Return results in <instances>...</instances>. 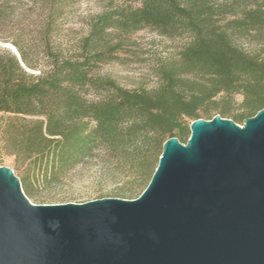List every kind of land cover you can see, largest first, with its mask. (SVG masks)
Segmentation results:
<instances>
[{"label":"trees","instance_id":"1","mask_svg":"<svg viewBox=\"0 0 264 264\" xmlns=\"http://www.w3.org/2000/svg\"><path fill=\"white\" fill-rule=\"evenodd\" d=\"M63 1L49 0L48 19ZM132 1L139 4L94 17L75 58L42 66L18 43L17 52L0 44V143L29 184L51 186L97 158L112 174L125 170L137 197L167 138L185 143L194 119L219 114L242 124L264 107V2ZM146 27L186 38L156 64L155 87L127 89L93 74L115 58L123 36ZM89 90L95 99L85 97Z\"/></svg>","mask_w":264,"mask_h":264},{"label":"water","instance_id":"2","mask_svg":"<svg viewBox=\"0 0 264 264\" xmlns=\"http://www.w3.org/2000/svg\"><path fill=\"white\" fill-rule=\"evenodd\" d=\"M189 132L133 199L34 204L0 165V264H264V107Z\"/></svg>","mask_w":264,"mask_h":264},{"label":"rangeland","instance_id":"3","mask_svg":"<svg viewBox=\"0 0 264 264\" xmlns=\"http://www.w3.org/2000/svg\"><path fill=\"white\" fill-rule=\"evenodd\" d=\"M212 1L233 3L238 0ZM138 4L132 0H67L62 2L54 19L50 20L49 0H0V5L4 8L0 19V44L17 52L14 43H18L27 51L32 61L42 66L55 56L75 58L79 54V40L87 34L94 17L113 5ZM122 39L123 45L116 52L115 58L98 63L93 68V74L108 76L117 85L127 89L155 87L158 81L154 74L156 64L174 55L186 42L185 37L169 38L148 27L125 35ZM29 70L37 73V69ZM96 95L98 93L94 90L85 92V97L89 100L95 99ZM0 165L13 169L24 194L34 204L81 203L102 197L133 199L136 195V192H129L131 176L125 170L112 174L109 171L112 166L99 162L97 158L85 160L68 171L60 182L48 187L29 184L1 143Z\"/></svg>","mask_w":264,"mask_h":264},{"label":"bare ground","instance_id":"4","mask_svg":"<svg viewBox=\"0 0 264 264\" xmlns=\"http://www.w3.org/2000/svg\"><path fill=\"white\" fill-rule=\"evenodd\" d=\"M14 48V47H13Z\"/></svg>","mask_w":264,"mask_h":264}]
</instances>
